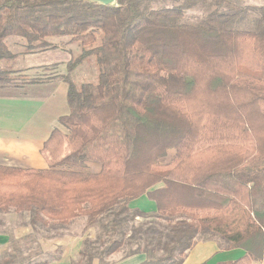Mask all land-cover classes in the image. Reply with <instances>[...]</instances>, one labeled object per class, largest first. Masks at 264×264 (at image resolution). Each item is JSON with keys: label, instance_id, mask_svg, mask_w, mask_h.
Returning <instances> with one entry per match:
<instances>
[{"label": "trees", "instance_id": "obj_1", "mask_svg": "<svg viewBox=\"0 0 264 264\" xmlns=\"http://www.w3.org/2000/svg\"><path fill=\"white\" fill-rule=\"evenodd\" d=\"M57 49L71 56L66 74L19 67ZM87 61L96 81L73 82ZM56 80L68 84L70 114L44 144L49 168L0 166V215L28 214L34 234L85 219L97 234L72 264H108L125 246L146 254L142 264H182L211 239L245 252L217 264H264V5L0 0V87ZM141 199L152 206H135ZM8 245L0 264L62 254L31 263L12 236Z\"/></svg>", "mask_w": 264, "mask_h": 264}, {"label": "crops", "instance_id": "obj_2", "mask_svg": "<svg viewBox=\"0 0 264 264\" xmlns=\"http://www.w3.org/2000/svg\"><path fill=\"white\" fill-rule=\"evenodd\" d=\"M70 55L61 49L25 55L22 57V69H32L57 65L65 68L71 60ZM70 114L68 104V84L61 81H51L43 84L25 85L23 87H0V166L45 170L49 168L42 150L46 141L55 129H62L59 119ZM87 171L97 174L101 166L88 163ZM142 209L152 205L141 199L134 203ZM2 218L4 225H14L16 238L35 236V241L43 253H51L61 249L58 261L48 264H72L77 260L83 242L86 238L94 239L97 230L94 227L83 226L81 231H74L78 219L60 234H49L46 230L35 233L30 225L18 222L19 215L10 213ZM5 220V221H4ZM86 221V220H85ZM141 221V220H138ZM9 235L0 233V254L8 247ZM132 247H124L106 259L108 264H142L147 256L145 253L131 255ZM245 255L242 249H225L223 241L211 239L199 241L189 252L182 264H202L209 262H233ZM94 264H99L95 261Z\"/></svg>", "mask_w": 264, "mask_h": 264}, {"label": "rangeland", "instance_id": "obj_3", "mask_svg": "<svg viewBox=\"0 0 264 264\" xmlns=\"http://www.w3.org/2000/svg\"><path fill=\"white\" fill-rule=\"evenodd\" d=\"M244 3H245V5H257V6L264 5V1H262V0H244ZM206 12L204 10L203 11L200 10V11L194 12V14L193 13L192 14L193 15H201V14H206ZM243 29H247V28H243ZM6 41H7V44H8L10 51H12L13 53L21 54L22 52H24L25 42L23 40H21L19 38H8ZM52 41L59 46H64V42H65L63 40H58V39H54ZM70 59H71V57H70ZM19 64L22 65V57L19 59ZM39 72H41V71H39ZM54 72L63 73V72H65V68L64 69H62V68L58 69L57 68L56 70H54ZM35 73L36 72L30 73V74L33 76ZM47 74L50 75V73H47ZM96 76H97V68H96L94 62L93 61H87L82 66H80L74 73H72L70 75V78L73 82H75L77 84H81V83L95 82ZM174 154H175L174 152H170L168 157L165 158L163 160V162L167 163L170 160V158L173 157ZM6 217H7L6 215H0V233H6L7 235L12 236L16 241H18L22 247L24 257H27L31 263L48 261L51 259L50 256L54 255V253L56 251H53L51 253H43L42 251H40V247L36 243L35 239L33 241V239L31 238L32 236L26 237V238H23V237L22 238H16V236L14 234L16 227L14 225H4L2 218L5 219ZM28 217H29L28 214H26L25 218H23V219L19 218L18 222H23V220L28 221ZM83 226H87V221H85V219L79 220L78 224L77 225L75 224V226L73 227V230L74 231H81ZM69 229L70 228L53 229L52 231H49L48 233L49 234H60V231H62V230L66 231ZM57 230H59V231L56 232Z\"/></svg>", "mask_w": 264, "mask_h": 264}, {"label": "water", "instance_id": "obj_4", "mask_svg": "<svg viewBox=\"0 0 264 264\" xmlns=\"http://www.w3.org/2000/svg\"><path fill=\"white\" fill-rule=\"evenodd\" d=\"M86 1L101 4L104 6H113L116 3V0H86Z\"/></svg>", "mask_w": 264, "mask_h": 264}]
</instances>
